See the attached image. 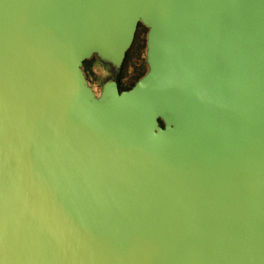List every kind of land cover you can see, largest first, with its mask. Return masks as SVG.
<instances>
[{
    "label": "water",
    "instance_id": "water-1",
    "mask_svg": "<svg viewBox=\"0 0 264 264\" xmlns=\"http://www.w3.org/2000/svg\"><path fill=\"white\" fill-rule=\"evenodd\" d=\"M0 264H264V0H0Z\"/></svg>",
    "mask_w": 264,
    "mask_h": 264
},
{
    "label": "rangeland",
    "instance_id": "rangeland-1",
    "mask_svg": "<svg viewBox=\"0 0 264 264\" xmlns=\"http://www.w3.org/2000/svg\"><path fill=\"white\" fill-rule=\"evenodd\" d=\"M146 33L147 29L140 25L123 66L120 72L115 75V80L121 90L130 89L147 71L145 64ZM83 71L89 85L97 94L100 92L102 83L110 78L111 75L110 67L100 63L95 57L86 61Z\"/></svg>",
    "mask_w": 264,
    "mask_h": 264
},
{
    "label": "flooded vegetation",
    "instance_id": "flooded-vegetation-1",
    "mask_svg": "<svg viewBox=\"0 0 264 264\" xmlns=\"http://www.w3.org/2000/svg\"><path fill=\"white\" fill-rule=\"evenodd\" d=\"M85 63H86V61L83 63V68H84ZM110 69H111V75H110V77H113L114 80H115V75L118 74L120 71L114 72L111 67H110ZM119 89H120V87H119ZM95 94L98 95L97 93H95Z\"/></svg>",
    "mask_w": 264,
    "mask_h": 264
}]
</instances>
